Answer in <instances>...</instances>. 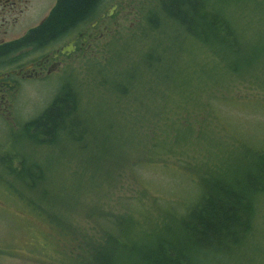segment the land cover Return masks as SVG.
Returning a JSON list of instances; mask_svg holds the SVG:
<instances>
[{"label": "trees", "instance_id": "1", "mask_svg": "<svg viewBox=\"0 0 264 264\" xmlns=\"http://www.w3.org/2000/svg\"><path fill=\"white\" fill-rule=\"evenodd\" d=\"M100 1L57 0L42 24L32 32H48L51 37L54 32H69L89 19ZM242 5L255 6L256 9L237 19V10L246 12L248 9ZM148 6L151 7L147 9H155L156 13L145 18V30L135 28L120 38L104 40L105 55L92 57L86 63L87 67L91 65L95 70L92 83H87L88 88L114 95L119 104L124 100L132 102L134 112L146 113L145 118L155 115L152 111H156L159 102L175 105L173 108L178 113L183 106L190 103L196 106L200 101L220 127L227 131L229 124L234 132V120H229L223 111L222 115H214L211 103L206 104V101L230 100L231 95L217 97L206 93L216 86L224 88L229 85V78L236 81L247 75L251 84L257 77L264 82V73L255 68L259 66L261 57L264 58V29H260L257 20H247L248 15L264 17V0H155ZM240 20L242 26L239 25ZM176 37L180 39L174 40ZM168 41L186 44L174 54ZM121 46L125 48L115 72L110 59ZM137 53H142L141 60ZM197 56L206 58V70L180 68L185 58ZM211 58L214 63L209 66ZM138 64L143 66V71ZM202 75L205 77L203 80ZM197 81L202 85V91L188 85ZM232 97L234 105L240 97ZM81 104L79 90L68 83L62 84L34 119L19 124L20 138L23 137L33 147H46L50 151L55 150L50 147H57L58 141L68 149L83 151L87 148L84 137L93 134L97 128ZM117 111L120 114L122 108ZM128 116L133 117L132 114ZM162 124L165 127L170 125L168 121ZM105 126L108 132H114L109 120ZM238 137L235 140L239 146L234 145L230 153H224L219 162L229 154L227 160L215 169H207L197 157L192 161H179L186 178L195 183L196 190L190 194L193 199L190 200V196L180 197L181 191H175V200L165 201V206L150 213L145 211L151 219L150 224L139 223L131 215L127 218L120 215L111 217L104 210L99 214L98 209L89 208L90 217L95 213L93 221L97 230L88 232L72 227L61 215L49 214L45 209L43 218L47 223L70 236L71 240L65 249L55 250L57 257H50L48 251L53 240L49 234H44L49 244L45 249L48 259L43 262L264 264V235L258 231V212L264 198V144L263 140L252 141L243 135ZM195 138V141L200 140L199 135ZM157 146L149 143L147 150H156ZM25 147L15 144L13 151H0V162L6 173L0 176L11 177L8 188H14L15 193L32 206L43 208L35 195L31 197L40 188L42 190L43 186L37 187L43 180L42 166L37 160H32L33 152ZM151 158L147 156L146 163ZM163 165L169 166L168 163ZM80 171L87 173L92 170L81 167ZM73 228L82 233L80 237Z\"/></svg>", "mask_w": 264, "mask_h": 264}, {"label": "rangeland", "instance_id": "2", "mask_svg": "<svg viewBox=\"0 0 264 264\" xmlns=\"http://www.w3.org/2000/svg\"><path fill=\"white\" fill-rule=\"evenodd\" d=\"M152 2L155 0H135L134 8L119 10L118 22L110 28L107 36L95 43L88 52L91 54L67 56L57 72L43 76L41 80L36 79L26 89L21 90L11 119L0 118V151H13L15 144L19 147L26 146V150L33 152L32 160H37L42 166L43 180L37 186H43L42 190L40 188V191L31 197L35 195L44 208L32 206L15 193L14 188H8V180L11 181V177L8 179L5 176L6 179L0 176V264H49L43 262L48 259L45 249L49 239L44 236L46 233L53 240L52 248L48 251L50 257H57L55 250L68 246L71 237L47 223L43 218L45 209L49 214L61 215L72 227L77 226L88 232L97 230L93 221L95 213H92L93 217L88 215L87 211L90 209H98L99 214L104 210L111 217L131 215L139 223L150 224L151 219L145 211L150 213L153 209L165 206V201L175 200V191H181L180 197L190 196V200L193 199L190 194L196 190L195 183L186 178L179 161H192L197 157L204 167L215 169L219 163L227 160L229 154L219 162L224 153H230L234 145L239 146L235 140L238 135L252 141L263 140L264 144V82L258 77L254 84L247 81V75L236 81L229 78V85L224 88L216 86L206 93L217 97L231 95L230 100L206 101V104L211 103V112L214 115H222L223 111L229 120H234V132L229 124L226 126L227 131L220 127L200 101L196 106L191 103L183 106L178 113L173 108L175 105H162L164 103L159 102L156 111H152L155 115L152 117L149 114L151 117L145 118L146 113L134 112L132 102L124 100L119 104L114 95L107 94L104 90L88 88L87 83H92L95 70L91 65L87 67L86 63L93 59L92 57L100 58L105 55L104 40L120 38L135 28L138 31L145 30V18L156 13L155 9H147L151 7L148 5ZM54 3L55 0H48L45 7L50 8ZM242 6L248 9L246 12L237 10V19L249 11L253 13L256 9L251 5ZM44 12L42 15L47 13ZM247 20H257L260 29H264V17L254 18L253 15H248ZM239 25L242 26L241 20ZM177 33L175 34L180 35ZM176 38L174 40L180 39ZM167 43L171 50H174V54L181 51L186 44L179 41ZM124 48H117L110 59L115 72L118 71L119 58ZM137 56L142 59V53H137ZM259 62V66L256 65L255 68L264 73V58L261 57ZM212 63L214 59L211 58L209 66ZM138 65L143 71V66ZM194 67L206 70V58L189 57L180 63V68L191 70ZM190 77L195 80L193 75ZM203 79L205 77L202 75ZM64 83L79 90L81 105L87 110L86 114L92 119V123H96L97 129L93 134L84 137L83 142L87 144V148L83 151L68 149L65 145L62 146L60 141L56 143L58 148L50 147L55 149L51 151L46 147H33L23 137L20 138L19 124L34 119ZM188 85L202 91V85L198 81L194 85ZM232 96L240 97L234 105ZM116 108H122V112L119 114ZM124 113H127V116L132 114L133 117L128 118ZM107 120L114 126V132H108L105 126ZM164 121H168L170 125L163 126ZM221 123L224 127V122ZM84 124L90 126L89 123ZM197 135L200 140L195 141ZM149 143L158 144V148L148 151ZM161 145L164 148H160ZM147 156H152L148 163ZM163 163H168L169 166H164ZM2 166L0 162V174L4 176L6 173ZM81 167L92 171L83 173L80 171ZM101 169L103 170L100 172ZM258 213V231L264 235V198ZM73 231L79 237L82 234L74 228Z\"/></svg>", "mask_w": 264, "mask_h": 264}, {"label": "flooded vegetation", "instance_id": "3", "mask_svg": "<svg viewBox=\"0 0 264 264\" xmlns=\"http://www.w3.org/2000/svg\"><path fill=\"white\" fill-rule=\"evenodd\" d=\"M48 0H0V118L13 117L21 90L55 73L67 56L88 53L118 22L117 12L135 0H101L95 13L69 32H32L48 16ZM116 5L108 15V8ZM47 11V13L44 12ZM45 13L42 15V13ZM57 33V34H56ZM72 49L67 51L68 43Z\"/></svg>", "mask_w": 264, "mask_h": 264}, {"label": "water", "instance_id": "4", "mask_svg": "<svg viewBox=\"0 0 264 264\" xmlns=\"http://www.w3.org/2000/svg\"><path fill=\"white\" fill-rule=\"evenodd\" d=\"M115 8H116V5L110 7V8L108 9V15L112 14V13L114 12ZM72 48H73V47H72V42H69V43H68V46L66 47L67 51L71 50Z\"/></svg>", "mask_w": 264, "mask_h": 264}, {"label": "bare ground", "instance_id": "5", "mask_svg": "<svg viewBox=\"0 0 264 264\" xmlns=\"http://www.w3.org/2000/svg\"><path fill=\"white\" fill-rule=\"evenodd\" d=\"M109 9V8H108Z\"/></svg>", "mask_w": 264, "mask_h": 264}]
</instances>
